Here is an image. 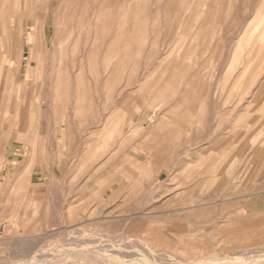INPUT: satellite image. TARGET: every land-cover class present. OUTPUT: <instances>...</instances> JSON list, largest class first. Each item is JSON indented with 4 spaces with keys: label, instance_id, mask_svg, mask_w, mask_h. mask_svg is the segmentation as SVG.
<instances>
[{
    "label": "rangeland",
    "instance_id": "1",
    "mask_svg": "<svg viewBox=\"0 0 264 264\" xmlns=\"http://www.w3.org/2000/svg\"><path fill=\"white\" fill-rule=\"evenodd\" d=\"M0 264H264V0H0Z\"/></svg>",
    "mask_w": 264,
    "mask_h": 264
}]
</instances>
